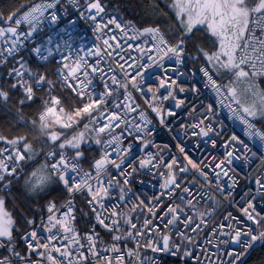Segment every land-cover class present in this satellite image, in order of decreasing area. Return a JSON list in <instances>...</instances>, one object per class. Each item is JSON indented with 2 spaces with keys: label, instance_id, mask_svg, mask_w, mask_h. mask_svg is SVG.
<instances>
[{
  "label": "snow or ice",
  "instance_id": "6c2138e0",
  "mask_svg": "<svg viewBox=\"0 0 264 264\" xmlns=\"http://www.w3.org/2000/svg\"><path fill=\"white\" fill-rule=\"evenodd\" d=\"M53 7L55 0L32 6L19 18L14 19L15 14L8 17L9 22L14 19L15 26L9 23L0 27V65L16 55L22 40L32 34L46 10ZM83 7L101 41L87 53L96 58L95 63H89L84 56L77 57L63 63L58 75L63 88L81 102L79 107L91 104V109L79 118L71 137L51 134L43 138V143L50 142L46 159L51 162L42 164L24 180L29 196L48 195L53 184L62 186L63 200H47L46 215H40L39 222L35 217L23 216L24 230L16 228V220L5 207L6 197L22 172V165L34 157L35 151L26 136H0V142L6 145L0 149V249L7 251V255H0V264H159L155 256H142V249L175 256L182 264H239L247 249L257 241L264 242V206L257 205L258 200L264 201V173L254 180L255 191L241 197L243 203L237 205L239 215L224 214L220 222L201 235L222 205L217 194L224 200L233 199L238 182L230 176V166L240 159L238 146L244 142L234 134L224 138L223 156L214 157L211 168L216 179L229 177L231 184L226 195L220 184L215 193L211 192L206 161L195 159L190 151H200L204 143L215 148L216 138L224 136L223 126L217 127L219 121L214 123L211 104L198 107L179 95L186 91L198 95V89L179 86L178 79L169 73H183L175 66L166 67L165 61L174 60L175 65H182L187 46L193 44L206 61L207 66L199 69L206 79L205 87L221 96L222 105L224 98L233 101L235 108L227 105L230 118L245 126L248 137L264 141V131L252 123L258 115L264 117V92L254 83L257 77H264V0H172L169 7L176 23L169 25L168 32L159 26L138 28L132 21L115 16L105 20L103 0H85ZM50 18L54 21L56 16ZM22 23L28 25V32L18 31ZM196 32L211 41L212 50L196 42ZM133 51L136 56L131 55ZM17 63L18 67L10 68L8 75L14 79L10 89L22 91L21 106L32 102L36 90L45 85L49 87V99L42 102L41 114L36 118L43 119L47 107L63 106L60 97L50 94L54 88L52 81L32 72L22 60ZM153 66L161 69L162 75L145 92V74ZM212 72L228 73L232 79L227 85L218 84ZM97 76L103 84L101 91L95 88ZM241 84L246 87L239 88ZM134 92L145 96L146 109L136 102ZM9 98V90L0 87V101L6 103ZM168 101L170 108L165 105ZM185 109L191 122L180 123L181 131L174 136L179 155L166 162L162 153L169 146L161 148L151 139L155 129L148 112L168 127L166 118ZM21 123L32 125L22 115ZM73 127L69 124L61 126V130ZM125 133L143 153L139 159L133 155L134 143L125 146ZM189 136L195 138L190 150L185 142ZM89 142L100 147V155L86 171L80 163L84 155L81 146ZM151 147L157 151H148ZM68 150L72 155H68ZM110 169L123 177L122 184ZM141 169L155 170L161 177L160 194L153 196L150 203L128 202L125 210L129 178ZM190 174L194 177L190 182L183 179ZM195 177L202 178V185L208 188L195 187ZM113 189L119 190L120 205L108 203L113 199ZM78 196L83 198L88 212L77 206ZM165 198L166 208L162 207ZM201 201L209 202L203 210L199 207ZM81 216L89 217L83 228L77 223ZM97 227L110 239L105 240ZM14 231L19 232V239ZM129 242L134 247H121Z\"/></svg>",
  "mask_w": 264,
  "mask_h": 264
},
{
  "label": "built area",
  "instance_id": "2783aa9c",
  "mask_svg": "<svg viewBox=\"0 0 264 264\" xmlns=\"http://www.w3.org/2000/svg\"><path fill=\"white\" fill-rule=\"evenodd\" d=\"M52 2V0H36L30 3L26 8L23 9L18 15L14 17L19 18V16L23 15L24 12L28 11L32 6L37 4H47ZM85 0H55V7L51 9H47L45 13V17L40 21L39 25L32 32V34L22 40L19 49L17 50L16 55L10 57L6 64L0 65V71H4L7 75L12 67H18L17 61H23L27 66L29 59L34 58L39 62H44L47 60H52L54 66L51 70V75L55 84L60 91L69 92L73 98L78 100L72 92L63 88L60 83V76L58 75L59 70L62 68L63 63L75 61L77 57L84 56L87 58L89 63H95V57L87 56V53L91 50H94L98 45L101 44V41L97 39V34L94 31V24L91 20L87 18L88 14L84 9L83 5ZM107 16H105V20L108 17L115 16L119 18L118 14H116L111 9H106ZM55 15L56 19L53 21L50 16ZM14 19L12 21V26H15ZM120 19V18H119ZM8 26V25H7ZM6 27V26H0ZM30 29L27 24L22 23L18 31L20 33H26ZM119 35L118 31L116 32ZM107 38V37H105ZM133 43H137L133 41ZM38 50V51H37ZM132 56H136V52H131ZM193 57H198L197 55H191L189 51L186 50V55L184 57V63L182 65H175L173 61H165V65L168 68L173 66L179 69V73H183V75H178L177 73H169L174 78L178 79L179 86H183L186 89L191 87H195L198 89V95L193 94L191 91H186L185 93L179 94L181 97H186L187 102L189 104L195 103L196 106H207L211 104L215 111L214 123L219 121L217 127L223 126L224 136L217 137V146L212 148L210 144L204 143L200 151H190V155H192L197 160L206 161L207 167H205V172L208 174L209 183L211 184V192H216L217 184H220L225 189V195L228 191V185L231 184V180L229 177H220L216 179L213 170L211 168L212 159L221 158L223 156L224 149L222 147V142L225 137H230L231 135H236L241 141L244 142V145L238 146L239 151L238 155L240 159L234 160L232 165L230 166V176L234 178L238 183L233 190V199L224 200L223 197L217 194L216 198L222 201V205L216 210L215 217L209 221L207 229L201 233L204 235L208 229H211L214 224L220 222V218L231 212L233 215H239L237 205L243 203L241 197L245 192L255 191L256 185L254 180L261 173H264V141H261L259 138H250L245 134V126L239 121L230 118L231 113L229 111V107L227 105H231L232 108H235L236 105L233 101L224 98L223 105L221 104V96H218L216 92L211 87H205L206 79L203 74L199 71L200 67L206 66L204 63H196V59H192ZM67 58V59H66ZM103 67V65H101ZM29 68V67H28ZM30 69V68H29ZM31 70V69H30ZM32 71V70H31ZM34 72V71H32ZM38 73V72H34ZM39 74V73H38ZM212 74V73H211ZM41 75V74H40ZM161 69L153 66L147 69L145 74V86L144 91L147 92L148 87H154L156 83V77L161 76ZM213 75V74H212ZM10 77V76H9ZM27 78V77H25ZM213 78L217 81L218 84H221L214 76ZM12 82L14 79L11 77ZM257 80H264V77H257ZM95 88L97 91H101L103 89V84L100 81L99 76L96 77ZM21 93V89L17 88ZM45 86L43 88L37 89L35 93V99L41 103V108L36 113V117L41 114L42 110V102L47 101L49 99V93L44 91ZM163 91V90H161ZM52 96L58 95L54 93H50ZM23 95V94H22ZM136 102L140 104L141 108L146 109L145 104V96H142L140 93L134 92ZM80 105V101H77ZM112 100L109 101V107H111ZM166 107H171V102H165ZM84 113L88 112L91 109V104L86 105L81 108ZM203 111V107L200 108ZM177 116L175 117H167V125L165 127L159 123V118L155 116L154 113L148 112L149 118L152 120V124L154 126V132L151 136V139L154 141L156 145L161 146V148L167 144L168 151L163 152L164 160L166 162H170V158L172 156L179 155L178 149L176 147L177 141L174 139L177 131H181L180 123H189L191 122V117L188 116L187 110H176ZM43 119H37L39 123L44 124L47 122H53L59 128L61 126L66 125H74L71 129H64L66 131L74 133L77 128L76 124L78 119H76L71 113L65 111L64 109L57 108L56 106L47 107L46 110L42 113ZM255 128L261 131H264L260 126H258L255 121L252 120ZM174 129V131H169V129ZM120 130L117 129V132ZM195 138L189 136L185 138V142L189 146V150L194 142ZM128 143H134V151L133 155L139 159L143 153L140 151L136 142L133 141L131 137L127 136L125 133L124 144L125 146ZM6 145L2 144L0 149L5 148ZM20 147V146H19ZM22 148V147H20ZM51 150V147H47L41 154V158L45 160L46 163H50L46 159V153ZM148 151L156 152L157 149L155 147H151ZM70 155V154H68ZM99 155H100V147H99ZM246 157V159H245ZM99 158V157H98ZM97 158V159H98ZM182 159V157H181ZM94 163V162H93ZM82 166V165H81ZM83 167V166H82ZM84 170H90L91 168H85ZM25 170V166L22 165V172H20L17 178L22 175ZM130 171V169H129ZM111 175L120 180L121 184L123 183V177H120L119 173L110 169ZM193 175H187L183 177L184 180L191 181L193 179ZM197 179V184L195 187H203L205 189L208 188V185H202V178L195 177ZM130 182L126 186L128 191L127 201L124 202L125 210L127 209L128 202L134 200H145L147 202H151L153 196H158L160 194L159 184L162 182L161 177L156 174L155 170L141 169L137 172L133 173V175L129 178ZM60 186V185H59ZM187 186V185H186ZM61 190L63 192L62 186ZM113 199L108 201V203L120 205L121 202L118 199L119 190L113 189L112 191ZM80 198V197H79ZM81 199H83L81 197ZM63 200L60 199L56 201L57 203H61ZM78 200V199H77ZM84 202V200H83ZM47 203V201L43 204ZM85 204V202H84ZM209 202L201 201L199 207L203 210ZM257 205L264 206V201H257ZM78 206V205H77ZM168 201L167 198L162 202V207H167ZM88 209V208H87ZM46 215L44 209L40 215ZM159 214V213H158ZM36 218L37 222H39V217ZM23 231V230H21ZM97 231L100 232L101 236L108 240L110 236L101 228L97 227ZM41 233L42 229H41ZM17 239H19V232L15 235ZM264 242L257 241L253 244V246L246 250L245 254L242 256L239 264L243 263L245 259L249 256L253 250L261 246ZM23 247V245H21ZM121 247L132 248L134 245L129 242L127 245H121ZM233 248H237L236 245L232 246ZM239 250V249H237ZM142 256H155L157 257L159 264H165L168 261H174L176 264H182L181 260L175 256L167 255L162 252L153 253L151 250L142 249ZM0 255H7L6 249H0Z\"/></svg>",
  "mask_w": 264,
  "mask_h": 264
},
{
  "label": "trees",
  "instance_id": "16d2710c",
  "mask_svg": "<svg viewBox=\"0 0 264 264\" xmlns=\"http://www.w3.org/2000/svg\"><path fill=\"white\" fill-rule=\"evenodd\" d=\"M34 1L36 0H0V26H7L9 23L12 24V22L8 21V17L13 14H15V16L18 15L24 8ZM171 2L172 0H103L106 9L113 10L118 14L121 20L132 21L138 28L159 26L164 29L165 32H168L169 25L175 26L176 23L174 14L169 7ZM195 36L197 38V43L207 50H212L211 41L207 40L203 33L196 32ZM187 51H189L191 55L198 56L196 63H204L206 65L204 57L197 53L193 44L190 43L187 46ZM28 65L32 71L45 75L49 81L53 82L54 88L51 93L58 95L62 99V109L71 113L78 120L84 115V111L79 107L78 100L73 98L69 92L63 90L60 91V88L55 84L51 75V70L54 66L52 60L39 62L34 58H30ZM212 74L222 85H225L224 81L229 75L228 73L216 74L215 72H212ZM255 81H257L260 88L264 90V80ZM11 83H13L11 77H9L4 71H0V87L8 89L10 96L6 103L0 101V136L6 139L26 136L28 142L33 145L35 151L34 157L26 160L23 164L25 170L22 175L13 182V184H15V182L21 184L32 166L36 165V163L45 162L43 158H41V154H43L42 152L50 146V142L43 143V138L48 136L50 131L60 132L61 138H63L65 134L68 136L71 135L72 132L61 130L58 126L52 123V121L44 124L39 123L38 120H36V113L40 110L41 103L37 100H33L32 102L25 103L21 106L19 101L22 98V93L17 88L10 89ZM45 88L44 91L49 93V87L45 85ZM21 115L25 120L32 121V125L21 123ZM253 120L263 129L259 120ZM2 144H4V142H0V146ZM19 146L23 147L22 144ZM81 150L84 153L83 158L80 161L81 165L85 168H91L95 159L99 157V146L86 143L81 146ZM68 154L72 155L71 150H68ZM51 189L52 190L48 195L42 194L40 196H29L26 191H19V189H17L15 195L12 192L13 185L11 186L10 192L6 197L5 206L12 214L13 219L16 220V228L20 229V231L24 230L25 226L21 217L28 216L29 218H37L42 212V209H44L43 204L47 200L55 198L56 201H59L62 199L63 192L59 185L53 184ZM77 199L78 207L83 208L85 212H88L83 199H81V197L79 198V196ZM88 219L89 217L81 216L77 223L83 228L85 226V221ZM17 233L18 232L14 231V235ZM165 264H176V262L168 261ZM242 264H264V243L253 250Z\"/></svg>",
  "mask_w": 264,
  "mask_h": 264
},
{
  "label": "crops",
  "instance_id": "0c3cea01",
  "mask_svg": "<svg viewBox=\"0 0 264 264\" xmlns=\"http://www.w3.org/2000/svg\"><path fill=\"white\" fill-rule=\"evenodd\" d=\"M51 134H55L56 136H58V137H60L61 136V134H60V132H56V131H50L49 133H48V135H51ZM72 136V134L71 135H69V137H71ZM88 144H94V143H91V142H89ZM95 145V144H94ZM42 164H45V162H43V163H36V165H34V166H32V168H31V170L29 171V173L30 172H32V171H34V170H36L37 168H39ZM28 173V174H29ZM13 185V190H12V192L15 194V193H17V189H19V191L21 190V191H25V189H24V179H23V181H22V183L21 184H19L18 182H15V184H12ZM16 186V187H15ZM14 189H15V192H14ZM27 193V192H26ZM28 194V193H27ZM16 195V194H15ZM6 207V206H5ZM6 209H7V207H6ZM8 210V209H7Z\"/></svg>",
  "mask_w": 264,
  "mask_h": 264
},
{
  "label": "rangeland",
  "instance_id": "374dc122",
  "mask_svg": "<svg viewBox=\"0 0 264 264\" xmlns=\"http://www.w3.org/2000/svg\"><path fill=\"white\" fill-rule=\"evenodd\" d=\"M231 79H232V77H231V75L229 74V75L226 77L225 81H224L225 85L229 84V82H230ZM256 80H257V79H256ZM254 83H255V85H256V87H257V89H258L259 91L264 92V90H263L262 88H260V85H259V83H258L257 81H254ZM238 87L241 88V89H243L244 87H246V85H245V84H241V85H238ZM247 99L250 100L251 98L248 97ZM255 119H256V120H259V122L261 123V126H262L263 129H264V117H260V116L258 115ZM30 174H31V172H30L27 176H29ZM27 176H25V177H27ZM24 180H25V178H24Z\"/></svg>",
  "mask_w": 264,
  "mask_h": 264
}]
</instances>
